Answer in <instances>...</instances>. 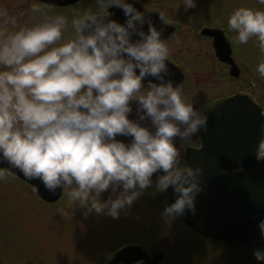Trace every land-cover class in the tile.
I'll return each mask as SVG.
<instances>
[{"label":"clouds","instance_id":"9594fccd","mask_svg":"<svg viewBox=\"0 0 264 264\" xmlns=\"http://www.w3.org/2000/svg\"><path fill=\"white\" fill-rule=\"evenodd\" d=\"M257 2L264 5V0ZM182 3L196 6V0ZM96 4L95 11L72 7L69 24V16L54 12L52 4L32 0L39 22L11 30L8 25L15 26L16 17L0 8V161L11 166L0 167V181L14 178L13 169L18 168L28 180L39 178L53 194L62 188L69 205L79 203L86 214L118 218L162 169L157 189L172 186L177 193L162 215L175 219L186 209L195 213L203 168L182 162L175 138L190 141L201 128L207 129L208 116L194 107L181 84L163 82L170 59L163 29L151 20L148 32L138 28L137 21L144 23V17L129 0ZM113 5L124 10V23L106 19L113 15ZM69 27L72 32L65 36ZM222 29L233 45L254 38L264 53V9L241 5ZM134 33L140 39L133 41ZM257 71L264 77V59ZM146 76L162 82L149 80L145 86ZM133 100L139 120L129 118ZM147 118L154 131L140 123ZM118 135L132 139L126 143ZM255 158L264 161V128ZM109 188L117 194L102 200ZM56 210L68 218L63 206ZM258 227L264 237V219ZM254 255L264 261V250ZM135 264H144L143 258Z\"/></svg>","mask_w":264,"mask_h":264},{"label":"rangeland","instance_id":"374dc122","mask_svg":"<svg viewBox=\"0 0 264 264\" xmlns=\"http://www.w3.org/2000/svg\"><path fill=\"white\" fill-rule=\"evenodd\" d=\"M140 1L159 7L177 21V35L168 42L170 54H176V60L187 68V80L181 87L195 108L203 112L217 98L237 93L252 94L264 107V77L257 71L264 53L254 38L244 45L230 41L241 68V76L233 78L229 67L223 68L219 63L209 40L200 36L202 26L226 27L230 13L241 5L260 9L264 5L257 0H196L195 7L186 8L182 0ZM31 4L32 0H0V8L16 17L17 24L8 25L10 30L39 22L40 16L32 12ZM77 6L93 11L98 7L96 0H83L73 7ZM71 9L56 7L53 11L69 16L70 24ZM71 32L69 27L65 36ZM213 69L222 73L215 74ZM130 104L133 110L129 118L139 120L138 103L133 100ZM140 123L152 128L150 118ZM116 138L126 143L132 139L125 135ZM175 143L187 165L184 152L188 146H198L200 136L196 133L190 141L177 136ZM162 174V169L154 173L153 184L131 207L122 209L118 218L94 211L86 214V208L79 203L69 205L65 193L57 202L47 203L31 185L17 177L0 181V264H106L119 248L133 243L151 255L163 251L160 264H264L255 255L240 256L226 245L198 236L177 217H164L162 213L169 204L168 189L162 192L156 187ZM116 194L109 188L101 199L107 200L110 195L114 198ZM61 206L69 212L67 219L56 210Z\"/></svg>","mask_w":264,"mask_h":264},{"label":"water","instance_id":"95a60500","mask_svg":"<svg viewBox=\"0 0 264 264\" xmlns=\"http://www.w3.org/2000/svg\"><path fill=\"white\" fill-rule=\"evenodd\" d=\"M55 6L73 4L79 0H43ZM142 12L138 1L129 0ZM112 16L124 23L127 17L118 6H110ZM157 15V14H156ZM202 34L213 38L217 57L230 64L231 75L238 76L240 67L232 55V45L224 30L219 27L205 26ZM126 55V54H125ZM169 75L174 86L186 79L181 67L171 59H166ZM139 73V69L136 70ZM152 80L161 83L157 77L146 76L148 85ZM207 129L201 128L200 147H188L185 159L192 167L200 166L201 191L196 195V211L186 209L179 217L186 226L200 235L222 242L232 247H250L264 242L258 224L264 219V161H258L255 153L264 128V108L244 93H237L219 100L208 115ZM0 167H11L7 161H0ZM16 177L30 184L41 199L57 202L63 195L58 188L53 194L46 189L39 178L28 180L18 168L13 169ZM177 198L174 188L169 186V204ZM143 258L144 264H159L164 252L150 254L140 244H127L114 252L106 264H135Z\"/></svg>","mask_w":264,"mask_h":264},{"label":"flooded vegetation","instance_id":"af4514ba","mask_svg":"<svg viewBox=\"0 0 264 264\" xmlns=\"http://www.w3.org/2000/svg\"><path fill=\"white\" fill-rule=\"evenodd\" d=\"M82 1L83 0H79V1H77L75 3H73V4H68V5H59L58 8H62V9H64V8H71V7H73V6L77 5V4H80ZM134 1H138L140 3L141 8H142V12L141 13L143 14L144 21H145L144 23H141V22L137 21V27L138 28H142L145 32H148L149 25H148L147 21L148 20H151L153 22V24L157 27L158 30L161 29V28L163 29L162 34H161V38L162 39H167V42H170L177 35V30H178L177 21L174 18L172 19L171 16H170V14H167L165 11L159 9V7H155L153 5H146L144 2H142L140 0H134ZM161 14H163V18L160 16ZM201 28H200V36L203 37V38H205V39H207V40H209V43H210V45H211V47H212V49L214 51V54L216 55L215 50H214V47H213V38L211 36L202 34L201 33ZM131 38H132L133 41H135L137 39H140L138 33H134ZM175 55L170 54V59L175 64H178L179 66H181L183 68V70L186 72L187 71L186 66L184 64H182V63H179L176 60ZM233 56H234V54H233ZM216 58L219 60V63L222 64V67L223 68L224 67H229L228 68V72L231 75L230 65L228 63L220 60L217 57V55H216ZM214 69H213V71L215 72V74H216V72L218 74L219 73H222V72H220L218 70H214ZM240 71H241V68H240ZM240 76H241V73L238 76L231 75V77H233V78H239ZM185 80H187V73H186V79ZM144 85L147 86V84H145V83H144ZM250 96L252 98H254L252 94H250ZM220 99H222V97L217 98L213 103H211V105L205 107L203 113H205L208 116V114L212 111V109H213L215 103L217 102V100H220ZM200 145H201V139H200V144L198 146H200ZM191 146H193V145H191ZM198 146H196V147H198ZM188 147H190V146H188Z\"/></svg>","mask_w":264,"mask_h":264},{"label":"trees","instance_id":"16d2710c","mask_svg":"<svg viewBox=\"0 0 264 264\" xmlns=\"http://www.w3.org/2000/svg\"><path fill=\"white\" fill-rule=\"evenodd\" d=\"M195 232V231H194ZM196 233V232H195ZM197 234V233H196ZM198 236H200L199 234H197ZM201 237V236H200ZM203 238V237H202ZM206 239V238H205ZM223 245V244H222ZM228 248L231 249L232 252H235L236 254L240 255V256H249V257H253L254 256V252L257 249H262L264 250V242L259 243L255 246H250V247H243V248H238V247H232V246H227Z\"/></svg>","mask_w":264,"mask_h":264}]
</instances>
